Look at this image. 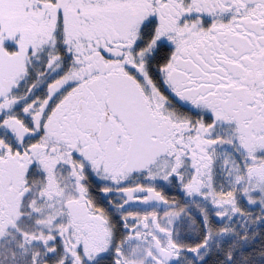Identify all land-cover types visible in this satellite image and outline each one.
Returning <instances> with one entry per match:
<instances>
[{"label":"snow or ice","instance_id":"1","mask_svg":"<svg viewBox=\"0 0 264 264\" xmlns=\"http://www.w3.org/2000/svg\"><path fill=\"white\" fill-rule=\"evenodd\" d=\"M0 264H264V0H0Z\"/></svg>","mask_w":264,"mask_h":264}]
</instances>
